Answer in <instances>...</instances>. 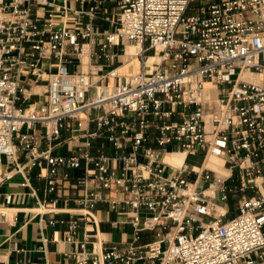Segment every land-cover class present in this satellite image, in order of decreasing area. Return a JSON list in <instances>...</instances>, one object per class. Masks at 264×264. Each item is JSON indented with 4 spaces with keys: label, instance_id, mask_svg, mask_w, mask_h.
Returning a JSON list of instances; mask_svg holds the SVG:
<instances>
[{
    "label": "built area",
    "instance_id": "obj_1",
    "mask_svg": "<svg viewBox=\"0 0 264 264\" xmlns=\"http://www.w3.org/2000/svg\"><path fill=\"white\" fill-rule=\"evenodd\" d=\"M99 18L110 28L96 27ZM126 43L141 46L137 72L69 68L94 44L99 60L114 62ZM28 77L46 82L41 108L20 105ZM209 88L216 99L203 98ZM64 145L72 155L55 153ZM176 151L186 153L179 168L165 161ZM201 153L199 166L188 163ZM209 155L223 159L227 176L205 167ZM3 164L0 185L16 172L30 187L39 168L47 196L62 168H83L82 217L103 202L132 226L124 246L97 251L77 240L71 220L74 264H264V0H0ZM146 232L154 240L141 245Z\"/></svg>",
    "mask_w": 264,
    "mask_h": 264
},
{
    "label": "crops",
    "instance_id": "obj_2",
    "mask_svg": "<svg viewBox=\"0 0 264 264\" xmlns=\"http://www.w3.org/2000/svg\"><path fill=\"white\" fill-rule=\"evenodd\" d=\"M95 26L101 31L110 28V25L101 18L95 21ZM98 50L96 44L91 45L87 67V70H98L95 77H102L116 67L119 68L121 75L134 71L133 64L121 53V48H114L118 53L114 62L99 60L95 55ZM80 58L81 61L74 56L68 58L71 71H86L82 56ZM52 65L51 61L44 62L43 70L47 73L54 70L55 67ZM138 66L139 70L140 62ZM33 80V77H28L24 81L27 100H22L21 106L35 105L39 108L45 101L46 82L36 84ZM89 97L91 99L95 97V90H92ZM94 129L93 125L91 130ZM66 137L67 135L64 134V138ZM101 141L103 140H96L94 143L98 145ZM45 148L46 144H43L42 149ZM105 152L108 155L114 154L108 147ZM55 153L69 156L72 155V148L70 145H64L58 147ZM0 171H9V167L3 164L0 166ZM39 171V168L34 169L30 187L22 186L23 176L16 172L13 173L11 180L0 185V264H74L75 244L66 239V232L73 219L79 224L77 240L83 241L89 238V249H92L94 244L97 251H103L115 245L122 247L130 241L132 226L123 224V219L118 217L109 204L100 202L91 210L92 217H82L83 207L78 199L83 191L81 186L75 187V183L85 176L83 168L75 170L62 168L59 190L50 196L46 194V180L38 178ZM43 173H46V170H43ZM65 174L68 175V180L63 179ZM32 190H35L34 196ZM6 194L11 195L10 199L7 200ZM111 195L116 197L114 192ZM153 240V234L146 232L142 234L139 244L144 245Z\"/></svg>",
    "mask_w": 264,
    "mask_h": 264
},
{
    "label": "bare ground",
    "instance_id": "obj_3",
    "mask_svg": "<svg viewBox=\"0 0 264 264\" xmlns=\"http://www.w3.org/2000/svg\"><path fill=\"white\" fill-rule=\"evenodd\" d=\"M141 46L136 44H130L126 43V51L125 56L126 58L133 64L134 72L138 71V59L136 58V55L139 53ZM83 64L86 67L84 70H87L88 63H89V56L88 52L86 51L85 54L82 56ZM159 60L158 56H151L148 65L152 67V69L155 67L154 62H157ZM120 72V70L118 71ZM248 79H255L256 77L254 75H247ZM217 97V91L214 88H209L207 91H205L203 98L204 99H216ZM42 103L40 104V108L42 107ZM186 157V153L183 151H176L174 153L168 154L165 158V161L174 167H181L184 164V160ZM205 167H209L216 171L218 176L224 177L229 174V170L224 167V161L222 158L214 155H209L206 162ZM198 169V167H196ZM199 170H201L199 168ZM221 208V207H220ZM223 209V208H222ZM220 212H222L220 210ZM224 212V209H223Z\"/></svg>",
    "mask_w": 264,
    "mask_h": 264
},
{
    "label": "rangeland",
    "instance_id": "obj_4",
    "mask_svg": "<svg viewBox=\"0 0 264 264\" xmlns=\"http://www.w3.org/2000/svg\"><path fill=\"white\" fill-rule=\"evenodd\" d=\"M203 4V3H202ZM194 6H199L200 3L196 2L195 4H193ZM112 4L110 5L109 9H108V12L109 13H114V11L112 10ZM193 14L192 12H189L188 15H191ZM45 89L42 90V92H44ZM46 95V93H45ZM45 102H46V97H45V101L43 103V105H45ZM202 159H203V154H198V155H195V156H190L189 160H188V163L191 164V165H200L202 163ZM234 184H239V183H234ZM248 196H251L253 194L252 191H248L246 193ZM241 194L239 191H237L236 193L232 194L230 196V201H229V207L231 209V213H230V217H235L239 214V209H238V199L240 198ZM218 210L222 211V208H218Z\"/></svg>",
    "mask_w": 264,
    "mask_h": 264
}]
</instances>
